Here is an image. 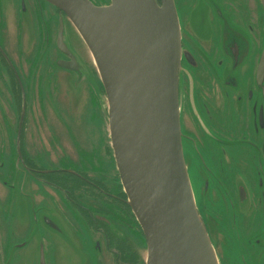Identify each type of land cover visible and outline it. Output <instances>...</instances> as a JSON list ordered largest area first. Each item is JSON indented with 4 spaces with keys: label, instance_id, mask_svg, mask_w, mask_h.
<instances>
[{
    "label": "flooded vegetation",
    "instance_id": "flooded-vegetation-1",
    "mask_svg": "<svg viewBox=\"0 0 264 264\" xmlns=\"http://www.w3.org/2000/svg\"><path fill=\"white\" fill-rule=\"evenodd\" d=\"M174 2L182 144L198 212L220 264H264V0ZM62 21L83 67L57 49ZM70 25L45 0H0V248L12 263L25 242L7 253L13 228L33 230L38 247L59 235L76 254L79 241L84 264H146L147 239L104 135L105 87ZM63 74L66 87L83 82L85 108L69 104ZM8 214L19 216L18 230Z\"/></svg>",
    "mask_w": 264,
    "mask_h": 264
},
{
    "label": "water",
    "instance_id": "water-1",
    "mask_svg": "<svg viewBox=\"0 0 264 264\" xmlns=\"http://www.w3.org/2000/svg\"><path fill=\"white\" fill-rule=\"evenodd\" d=\"M45 1L67 14L101 75L117 166L147 239L146 264H220L184 156L174 0ZM38 264H46L42 241Z\"/></svg>",
    "mask_w": 264,
    "mask_h": 264
},
{
    "label": "rangeland",
    "instance_id": "rangeland-1",
    "mask_svg": "<svg viewBox=\"0 0 264 264\" xmlns=\"http://www.w3.org/2000/svg\"><path fill=\"white\" fill-rule=\"evenodd\" d=\"M60 26L62 27L63 32L61 34V43L58 45L57 49L58 51H68L70 52L72 55L76 53L73 52L74 48L73 45L70 42H66V39H68L67 37V33L69 34V30L68 27L66 28L65 23L62 21ZM69 27H72L71 25ZM73 30H75L73 28ZM72 31V30H71ZM76 31V30H75ZM77 32V31H76ZM15 38H17L15 36V33L13 31L9 32V34L7 35V40L8 42V47L9 49L15 53ZM77 37L75 36V38L73 37V39H76ZM83 41V40H82ZM29 43H25V47L28 48ZM77 56V55H76ZM79 59V67H83V65L85 66V64L83 63V61L80 59L79 56H77ZM92 60V59H91ZM93 62V61H92ZM83 64V65H82ZM64 78L62 79V82L64 83V87L66 88V90L68 92L66 93V98H68V102L70 105H72V102L74 104H79L81 101V107L85 108L86 103L85 100H88V96L85 92V90H80L81 86L83 85V82H78L77 85L80 87V89L76 90L75 86L70 85L69 87L65 86V81L68 82L69 79H71V76L65 75L63 74ZM78 81H82L81 79H79ZM103 100V119H104V135L106 137L110 136V129L108 128L107 124L109 122V106H108V101L106 96L102 97ZM80 111V110H79ZM87 111L85 112L84 110H81L79 113H77L76 115L83 119L86 116ZM7 137L4 135L3 139H6ZM8 216H11L12 219L16 221V223L14 224L15 229H19V216H17L16 218H14L11 214H8ZM7 217V214L5 213H1L0 214V219H5ZM20 231H26L25 227H22L20 229ZM32 234H33V230H28L27 233H22L21 236H17L15 233V230L13 228L12 230V237H13V242L10 244V246L7 249V253L11 254L12 250L15 247H12L15 243H21L22 241H25L24 243H22V245L20 247L21 250H16L15 254H14V258L12 260V263L10 264H38V246H36V241L34 242V240L32 239ZM51 235V234H50ZM49 241L51 242V244H46V254L49 258V263L48 261L46 262V264H84V262L82 261V257L80 255V251L79 248H81V245H79V241H77V243L75 242V249L77 251L76 254H74L71 251V248L68 247L65 243H64V239L62 238V236L59 235H51V236H47ZM27 242V245L24 246V244ZM144 255V254H143ZM148 253H145V257L147 258ZM6 259V252L4 251V248H0V264H6L5 262Z\"/></svg>",
    "mask_w": 264,
    "mask_h": 264
}]
</instances>
